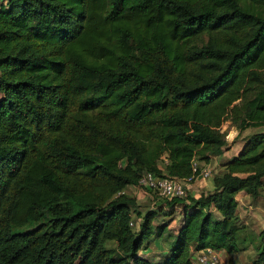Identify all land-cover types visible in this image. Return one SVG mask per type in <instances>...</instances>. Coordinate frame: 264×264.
I'll use <instances>...</instances> for the list:
<instances>
[{
	"label": "trees",
	"instance_id": "16d2710c",
	"mask_svg": "<svg viewBox=\"0 0 264 264\" xmlns=\"http://www.w3.org/2000/svg\"><path fill=\"white\" fill-rule=\"evenodd\" d=\"M226 121L263 131L207 194L166 201L181 205L177 233L161 260L143 256L170 224L157 221L163 207L143 213L122 190L146 172L193 183L226 146ZM263 179L264 0L0 5V264L238 252L236 196L256 199ZM258 239L251 264H264V227Z\"/></svg>",
	"mask_w": 264,
	"mask_h": 264
},
{
	"label": "rangeland",
	"instance_id": "374dc122",
	"mask_svg": "<svg viewBox=\"0 0 264 264\" xmlns=\"http://www.w3.org/2000/svg\"><path fill=\"white\" fill-rule=\"evenodd\" d=\"M6 0H3V3ZM222 130L226 132V146L223 148V150L219 151L217 154H215L216 160L220 162H226L227 160L231 159L239 150V148L242 146L244 143L245 139L257 132L263 131V127H257V128H248L244 130L243 132H238V129L236 126L229 124L228 121L224 122L222 126ZM234 131L235 136L233 139H231L232 132ZM211 167L213 168V173L215 170V165L210 164ZM207 180V179H206ZM130 194V193H129ZM188 195H191L189 192L187 193ZM131 195V194H130ZM155 199V200H154ZM154 199H151L150 197L148 198H142L137 200V205L136 208L138 210H141L143 213L147 210H155L158 209L159 206L163 207L161 210L162 216H159L157 218L158 222H163L168 219V223L171 224L174 220V215L177 217L178 214L181 213V210L175 206H180L179 204H166V201L158 199L156 196H154ZM156 201L157 203L152 205V202ZM248 205L251 207L247 206V211L244 212V215H242V223H239V225H242L243 228L238 231V247L241 248L239 251H245V256L251 255L250 253L253 252V250L256 252L255 247L259 244V239H258V233L259 231L264 227V179H263V186L262 190L259 194V197L256 199H253L251 197L250 203ZM166 207V208H164ZM176 212V213H175ZM170 218V219H169ZM135 219V217H134ZM179 218L178 220L174 221L171 226H168L167 230L163 233V239L162 240H169L172 241L174 238L172 232L174 231L175 226L179 224ZM139 222V221H138ZM247 223L249 225H247ZM247 226H246V225ZM158 243L161 242L159 237H157ZM155 240V239H154ZM153 240V241H154ZM170 243V242H169ZM168 243V245H169ZM108 246H113L115 245L114 242H108ZM252 247V248H250ZM248 250H247V249ZM244 249V250H243ZM237 253V252H236ZM234 253V254H236ZM242 253V252H241ZM241 256L242 257V255ZM256 254V253H255ZM243 258V257H242ZM219 264V263H218Z\"/></svg>",
	"mask_w": 264,
	"mask_h": 264
},
{
	"label": "crops",
	"instance_id": "0c3cea01",
	"mask_svg": "<svg viewBox=\"0 0 264 264\" xmlns=\"http://www.w3.org/2000/svg\"><path fill=\"white\" fill-rule=\"evenodd\" d=\"M234 136H235V133L233 131L231 139H233ZM223 163H225V162H220V161L216 160L215 155L212 156L211 160L209 161V164H214L215 165L214 174H216L220 170H222ZM186 188H187L188 192L191 194V196L197 198L202 193L203 194H207L212 189V181L210 179L203 180L201 178H197L193 183L186 184ZM123 191H124L125 194H127L129 196L135 197L137 200L142 199V198H148V197H150L151 199H154V196H152V194H150L149 192H145L142 189L137 188L135 186H127L125 189H123ZM236 200L238 202V206H237L238 223H242V217H243L242 215H244V212L247 211V209H246L247 206L249 207V209L251 208L248 205V203H250V201H251V196L249 194H247V193L242 191V192H239L237 194ZM156 203H157L156 201H153L152 205L153 204L155 205ZM175 207L179 208L180 210L182 209L181 205L179 207L178 206H175ZM178 218L180 220L181 213L178 214L177 217L174 215V220H172V221L174 222V221L178 220ZM171 224L169 226H171ZM178 225L175 226L174 231L172 232L174 237H175V235L177 233ZM242 225H243V223H242ZM247 225H249V224L247 223ZM162 236L159 237L161 242L158 243L159 240L155 239L145 249L142 250L141 254L143 256L147 257V258H150V259L154 260V261L161 260L162 257L167 253L168 243L171 242L170 239L169 240H165V239L162 240L163 239ZM250 248H252V247H250ZM217 252H218L219 257H220L219 264H228V261H230L231 264H251V261L256 256V254H255L256 252L254 250H253L252 253H250L251 255H249V256H245V251H238L237 253L234 252L236 254L228 253L225 250H220V251H217ZM240 253H241L243 258L241 256H239Z\"/></svg>",
	"mask_w": 264,
	"mask_h": 264
},
{
	"label": "built area",
	"instance_id": "2783aa9c",
	"mask_svg": "<svg viewBox=\"0 0 264 264\" xmlns=\"http://www.w3.org/2000/svg\"><path fill=\"white\" fill-rule=\"evenodd\" d=\"M4 3L3 0H0V5ZM196 166L197 164L194 163V171L196 170ZM212 174L213 168L211 167V165L209 163L204 164L202 165L201 170L199 171V174L196 179L201 178L203 180H206L209 179ZM190 180L191 178L182 181L175 177L157 176L151 172H146L142 175L138 183L134 186L142 189L145 192H149L150 194H152V196H156L160 200L167 201L172 200L173 198L184 197L188 191L186 188V184H190ZM122 192L124 193L123 190ZM138 221L139 219L132 218L130 220V225L132 227H135L137 226ZM219 261L220 257L218 252L212 248H205L196 251L192 255V264H218Z\"/></svg>",
	"mask_w": 264,
	"mask_h": 264
}]
</instances>
